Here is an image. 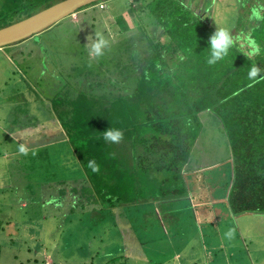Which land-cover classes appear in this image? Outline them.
Listing matches in <instances>:
<instances>
[{
    "label": "trees",
    "instance_id": "16d2710c",
    "mask_svg": "<svg viewBox=\"0 0 264 264\" xmlns=\"http://www.w3.org/2000/svg\"><path fill=\"white\" fill-rule=\"evenodd\" d=\"M58 1L7 0L0 11V28ZM104 1L78 11L97 4L101 7ZM261 4L264 0H228L226 8L234 9L231 15H237L232 16V25L225 27L232 28L234 36L255 27L253 37L264 48V22L248 19L251 9ZM142 8L147 9L154 25L161 26V37L142 29V19L136 17ZM215 12L209 22L208 17L202 18L181 0H132L126 13L115 17L113 28L122 40L127 37L126 32L142 33L141 46L131 52V61L115 63L118 78L108 79L96 92L77 91L69 100L59 97L60 92L48 94L45 97L50 107L42 100L40 104L36 102L45 119L60 121V128L53 130L52 137L45 133L48 146L16 142L17 136L1 131L0 135L11 141L15 156L21 155L29 162L48 152L50 146H61L60 153L65 150L66 159L58 161L67 172L64 176L62 171V182L72 185L82 180L98 201L96 210L83 211L88 224L99 230L101 238H109L116 229L118 233L112 237L123 229H128L131 237L134 233L129 241L125 240L122 254L116 245L117 252L105 253L124 264L137 260L144 254L143 247L156 244V239L160 246L155 247L161 250L174 249L178 242L187 251L193 245L204 249L207 242L213 247L222 237L220 231H211L217 225L226 238V233L233 230L231 239L238 238L242 244L245 241H240L233 220L245 214L259 222L264 217V81L247 86L250 66L257 64L264 69V52L246 58L247 48L237 47L224 61L209 66L206 60L210 36L217 27L224 26L219 21L222 16ZM78 50L85 56L74 63L78 74L86 68L92 74L104 64H114L103 56L95 63L82 48ZM46 57L36 56L28 63L31 73L39 72L38 89L46 85L42 80L45 74L48 82L52 80L50 60ZM82 61L90 65L82 64L80 69ZM33 86L25 89L27 93ZM40 90L33 89L38 98L43 95ZM64 103L67 109H61ZM24 108L19 118L23 116L22 120L28 123V107ZM108 128L120 130L122 140L106 142L103 137ZM21 144L26 146L27 155H19ZM90 160L99 166L98 172L88 167ZM153 211L155 220L149 222L148 214ZM106 219L109 222L100 226ZM189 236L195 241L192 239L185 246ZM171 242L173 246H169ZM239 250L248 251V246H240ZM177 252L180 251L174 253ZM235 259L236 264H261L252 258L247 262L245 258Z\"/></svg>",
    "mask_w": 264,
    "mask_h": 264
},
{
    "label": "rangeland",
    "instance_id": "374dc122",
    "mask_svg": "<svg viewBox=\"0 0 264 264\" xmlns=\"http://www.w3.org/2000/svg\"><path fill=\"white\" fill-rule=\"evenodd\" d=\"M131 1L106 0L102 2L101 7L97 4L77 10L71 16L64 18L65 20L62 19L59 26L53 25L18 45L0 49V134L1 131L4 134L12 133L17 136L14 139L16 142L32 141L28 143L30 146L31 144L42 146L40 145L42 143L43 146H48L46 145L48 137L45 133H50L52 137L51 134L59 121L57 118L51 121L50 117L48 122L45 121L46 117L43 116L36 102L40 104L42 100L44 105L50 107L51 103L45 97L48 94L54 95L60 92L59 97L69 100L75 97L77 91L96 92L102 85L105 86L108 79L118 78L120 73L115 63L131 61V52L137 51L141 46L139 38L142 37V33L126 32L127 37L122 40L113 28L115 17L126 13ZM181 1L202 18L208 17L209 22L216 10L217 16H222L219 20L221 26L225 27L227 24L231 26L233 23L232 16L235 14L231 15V13L234 9L226 8L228 0ZM6 2L7 0H0V11ZM218 3L222 6L219 10ZM136 17L142 19L143 30L154 33L153 35L157 37L162 36L161 26L154 25L147 9H139ZM211 22L218 24L217 21ZM98 33L108 40L103 57L112 60L114 64H104L93 70L92 74L87 68L78 74L75 72L77 70L74 63L83 56L78 49L82 48L85 51L84 55H88L95 63L100 58L90 55L91 43ZM138 45L140 46L137 47ZM41 55L43 57L46 55L52 62L49 61L48 65L52 80L48 82L49 76L45 71L41 72V75L45 74L42 80L46 85L40 88L43 95L38 98L34 91L36 92V89L41 91L36 86L39 72L31 73L27 67L32 59ZM85 63L88 62H80L78 65L80 69ZM32 84L35 86H33L34 91L28 90L29 94L25 89ZM24 104L28 107L30 119L28 123L22 120L23 116L19 118ZM61 109H67V104L64 103ZM58 127L60 128V125ZM12 134L9 135L13 136ZM1 140L3 142L0 144V264H124L121 259L117 261L115 260L117 257H108L105 253L124 251L125 240L129 241L134 233L131 237L128 229H123L112 237L114 233H118L116 229L110 232L109 238L105 237L106 235L101 238L99 230L96 231V228L88 224L87 216L83 211L96 210L98 201L90 191H87L88 185L82 180H77L72 185L62 182L64 178L61 173L63 171L65 176L67 172L66 168L64 170L60 168L59 160L66 159L65 150L62 149L60 153L59 145L50 146L48 152L37 155L34 161L29 162L20 155L21 153L20 156H15L11 150L13 146L9 141L7 142L6 137L0 135ZM44 186L51 188L47 194L44 193ZM148 219L149 222L155 220L154 211L153 214H148ZM261 219L262 222H259L245 214L233 220L237 224L240 241H245L243 245L239 244L238 238H226L218 225L222 237L220 236V242H214L216 245L213 243V247L207 242L204 249L193 245L188 247L189 251H187L181 246L182 242L181 244L178 242L177 247L174 243V249L161 250L155 247L160 246V242L156 239V244L153 242L145 245L142 249L144 254L137 256V260H133L131 264H236L235 258L238 260L245 258L246 262L249 258L257 259L263 264L264 258L261 256L263 250L260 249H264V217ZM109 220L106 219L100 226H105ZM143 220L145 221L144 218ZM192 239L195 241L189 236L188 242L184 245L190 244ZM227 240H230L229 243ZM257 243L263 248L259 249ZM172 244L171 242L169 246H173ZM115 245L120 249L115 250ZM233 245L238 247L232 248ZM240 246H248V251H240ZM176 251L180 252L174 253ZM239 253H242L243 258L238 256Z\"/></svg>",
    "mask_w": 264,
    "mask_h": 264
},
{
    "label": "clouds",
    "instance_id": "9594fccd",
    "mask_svg": "<svg viewBox=\"0 0 264 264\" xmlns=\"http://www.w3.org/2000/svg\"><path fill=\"white\" fill-rule=\"evenodd\" d=\"M250 22H264V4L253 7L248 17ZM256 28L252 27L247 32H241L238 35L232 34V28L230 27H217V30L210 36L209 47L207 48L208 57L206 63L209 66L216 65L218 62L224 61L230 54L231 50L239 47L243 50L247 48L245 54L246 58L259 56L264 52V48L254 39L253 34ZM108 46V40L103 35L97 34L95 40L91 43L90 55L101 57L104 55V50ZM264 69H261L257 64H252L247 72L248 87H253L255 84L264 81ZM104 140L110 143H118L123 138V133L118 129H106L104 131ZM19 152L22 155H27V148L21 144ZM34 154V153H33ZM88 167L93 172L99 171V166L94 160L88 162ZM226 236L231 239L233 236V230H229Z\"/></svg>",
    "mask_w": 264,
    "mask_h": 264
},
{
    "label": "water",
    "instance_id": "95a60500",
    "mask_svg": "<svg viewBox=\"0 0 264 264\" xmlns=\"http://www.w3.org/2000/svg\"><path fill=\"white\" fill-rule=\"evenodd\" d=\"M98 0H59L34 14L0 28V49L39 34L85 5Z\"/></svg>",
    "mask_w": 264,
    "mask_h": 264
},
{
    "label": "crops",
    "instance_id": "0c3cea01",
    "mask_svg": "<svg viewBox=\"0 0 264 264\" xmlns=\"http://www.w3.org/2000/svg\"><path fill=\"white\" fill-rule=\"evenodd\" d=\"M45 121L48 122V118L45 119ZM45 121H44V122H45ZM51 121H53V120H51ZM58 121H59V120H58ZM50 123H51V122H50ZM58 124L60 125V121L58 122ZM58 124L56 123V129H57V128L59 129V127H58L59 125H58ZM57 125H58V126H57ZM47 129H52V128H47ZM52 130H53V129H52ZM47 133H48V132H47ZM8 141H9V140H7V142H8ZM7 142H5V143H7ZM18 142H19V141H18ZM9 144L12 145L11 141H9ZM11 150H12V152H15V151H14V147H13V149H11ZM49 189H51V188H50V187L48 188L47 186H46V187L44 186V188H43L44 193L47 194V193L49 192ZM240 217H243V216H240ZM217 226H218V225H217ZM217 226H216L214 229H212L211 231L214 232V233H215L216 231H219L218 228H217ZM237 231H238V230H237ZM239 236H240V235H239ZM223 238H224V237H223ZM224 239H225L224 241H226V238H224ZM239 240H240V239H239ZM219 242H220V241H219ZM220 244H221V243H220ZM255 245H256V244H255ZM257 245L259 246L258 243H257ZM260 248H262V245L259 246V249H260ZM260 250H261V249H260ZM262 257H263V256H262ZM263 258H264V257H263ZM263 264H264V263H263Z\"/></svg>",
    "mask_w": 264,
    "mask_h": 264
}]
</instances>
